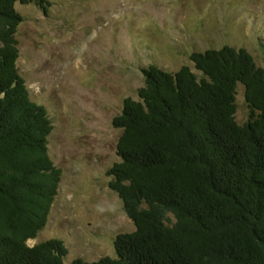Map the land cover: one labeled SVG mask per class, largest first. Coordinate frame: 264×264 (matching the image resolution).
Masks as SVG:
<instances>
[{
	"label": "trees",
	"instance_id": "obj_1",
	"mask_svg": "<svg viewBox=\"0 0 264 264\" xmlns=\"http://www.w3.org/2000/svg\"><path fill=\"white\" fill-rule=\"evenodd\" d=\"M17 5L0 0V264H66L60 240L33 247L62 172L49 154L53 123L18 69ZM194 70L150 66L138 100L125 99L110 189L136 230L115 257L72 264H264V69L245 49L190 56ZM243 87L249 120H236Z\"/></svg>",
	"mask_w": 264,
	"mask_h": 264
},
{
	"label": "rangeland",
	"instance_id": "obj_2",
	"mask_svg": "<svg viewBox=\"0 0 264 264\" xmlns=\"http://www.w3.org/2000/svg\"><path fill=\"white\" fill-rule=\"evenodd\" d=\"M43 12L17 5L18 69L32 101L53 123L49 154L61 170L47 226L33 247L62 241L66 264L115 257L119 235L136 228L109 171L119 163L121 130L113 126L125 99L138 100L142 70L176 73L190 56L224 47L245 49L264 69V0H50ZM243 87L236 120H249Z\"/></svg>",
	"mask_w": 264,
	"mask_h": 264
}]
</instances>
